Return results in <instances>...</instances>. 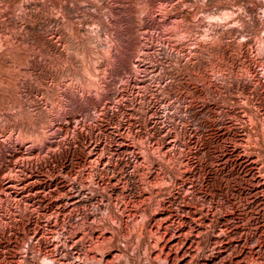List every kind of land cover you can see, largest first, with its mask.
<instances>
[{
	"label": "rangeland",
	"instance_id": "1",
	"mask_svg": "<svg viewBox=\"0 0 264 264\" xmlns=\"http://www.w3.org/2000/svg\"><path fill=\"white\" fill-rule=\"evenodd\" d=\"M262 67L264 0H0V264H45L38 239L91 148L106 150L96 178L122 169L137 194L129 151L102 170L121 132L151 136L140 159L154 172L175 178L189 159L186 198L214 216L209 237L221 219L230 249L249 243L264 258ZM188 185L175 192V212ZM87 203L85 216L95 209ZM64 217L73 230L79 216ZM134 224L126 257L165 264L149 256L155 235ZM206 242L199 259L211 251Z\"/></svg>",
	"mask_w": 264,
	"mask_h": 264
},
{
	"label": "bare ground",
	"instance_id": "2",
	"mask_svg": "<svg viewBox=\"0 0 264 264\" xmlns=\"http://www.w3.org/2000/svg\"><path fill=\"white\" fill-rule=\"evenodd\" d=\"M261 72L264 76V67H262ZM249 120L251 121L253 119L250 117ZM158 139H154L158 146L166 144V143L164 144V142ZM113 140L116 141V147L113 148L111 152L109 151V153L107 154L108 162L106 163L108 164L106 166L103 165L102 170L108 169L107 166L109 164L111 165L112 160L110 159V157L112 156L110 155L112 154L119 155L125 151H129L132 155L134 162L133 166L135 169L132 173L138 172L140 174L138 182L136 183L138 189L137 194L130 196V191H129L130 187L128 184V179L126 178V175L122 172L123 171L122 169H120V171L115 170L116 172L113 170L112 174L104 172L105 170L101 171L100 172L101 177L97 179L92 169L94 166L99 168L97 163L99 162L98 164L101 165L100 161L102 160L103 157H105L106 150L104 148L95 150L97 149L96 146L91 148L88 151V153L85 154L91 157L93 154H96V156H94L95 158L93 157L94 159H91V157H89L90 164L86 165V167L85 166L81 167V168L84 167L87 168V166H89L87 175H84L83 170L80 168L77 174L75 173L76 171H74V173L72 172L74 175H71L73 176L71 178L72 179L71 181L61 185V187L64 190L61 191L60 197L59 196L57 197L61 198L63 202L58 203V205L56 206L57 207L56 211L53 212L55 214L51 213L52 215H54V218L52 220V222L53 221L54 222L49 224L47 223L46 225L44 224L45 227L40 235V238L38 239L39 245L37 251L41 255H43L42 258L45 264H47L50 261H52L53 264H135L136 262H132L129 260L128 257H126L125 250H127L126 252H128L127 249L128 245L127 243H125V241L123 243V238L127 237V235L129 234V230H130L129 227L130 224L132 223L133 224L141 223L143 226H145L148 229L150 238H153V234L155 235L154 236L155 238L152 239L153 242L151 241L150 238H149L150 240L148 239L150 241L148 243H151L148 244V246L149 248L151 247V250L153 252V254L149 253L150 254L149 256L154 260L156 259L157 262H159L157 259L161 258L165 264H213V262H210V260L215 261V259L220 258L221 259V260L219 259L220 264H264V258H262V253L258 249H256L255 246H251V244L249 245V243H245V244H240V246L235 245L233 249H230V246L226 245V243H228L231 238L225 240V238L222 237L223 235L226 234L229 235V232L227 231L228 227H226L227 222H225L226 223L225 224L224 222L221 221V219L216 220L215 218V220L218 221L215 224L217 227V230H215L216 234L214 235L213 233L212 235H214V237H209V229L212 228L213 226L212 221H214L213 220L214 216L212 217L210 215V212H208L209 208L206 210L204 208L205 206L203 207L202 202H200L202 203V205L200 206L197 203L198 201L196 200L190 201L187 200L186 198V194L193 190L192 185L194 182L192 179H190L191 176L188 174L190 171H192V166L194 167L193 163L189 159L183 161L185 162L183 165L184 167L180 168V172L176 175L177 177L174 178L173 176H175V174L173 173L174 175L172 176V174L168 173L169 171L162 173L161 172L162 170L161 171L159 170L154 172L153 169L151 168L152 165L148 167L146 166V168L144 167L143 159L141 160L140 156L146 158L147 150L143 151L145 147L142 146V144L146 143L147 141L152 142L151 136L142 135L140 133L134 134L131 132L130 133L121 132L120 135H117ZM176 140H177L176 135L170 137V139L167 141V145L172 144L173 146L177 144ZM96 141L98 142V140ZM135 148H137L138 150H136ZM164 154H165L164 157L168 155V153L166 152H164ZM94 162L97 163L95 164ZM80 165H82V163ZM159 165L162 164L159 163ZM168 167L169 166H167V168ZM174 169L175 168H173V171H176ZM181 182L183 186L184 185L186 186V182H190V185H188L186 188L183 187L185 188V191L183 190L185 194L182 195L183 196L181 200L182 202L176 206L179 209V211L176 210L177 212H175L173 210L174 207H172V204L173 201H175L174 200L175 197H177V194L175 192L176 191L182 192L181 190L182 186H180ZM91 185L96 186L97 189L93 188ZM15 187L17 186L15 185ZM175 188L176 190L173 191ZM165 190L168 193L167 195L163 194ZM201 190H199V192ZM104 192L108 193L109 195L108 199L103 198ZM195 194L196 193H194V195ZM97 195H100L101 197L99 198ZM95 197L96 199L93 200V198ZM179 198H181V196ZM87 201L91 205H93L95 209L89 210L90 213L86 214L85 216L82 209L88 208ZM101 204H103V206H101ZM206 204L207 203H205V205ZM216 207L218 208L219 206ZM36 211L37 210H35V212ZM221 211H223V209ZM73 215L75 217L77 216L79 217H77L76 223H70L72 224L74 229L69 230L67 229L66 226L67 223L65 224L66 220L64 216H67L66 218H68V216L70 217ZM47 217H49V215L46 216V218ZM224 217L225 218L227 217L225 212H224ZM61 218L62 221H60ZM36 222L38 223L39 219H37ZM35 227H36L35 232H37L38 226ZM205 236L208 237L206 239L207 240L206 245L207 247L210 248L211 251L209 250L210 252L206 253V256H204L205 258L203 257L204 259H199L200 255L203 254L202 253L204 247L203 242L206 241V240L204 241L203 239H205L204 238ZM229 236L231 237V234ZM240 243L242 242L240 241ZM237 244H239V242ZM261 244L262 241H258L257 246L258 247L262 246ZM254 245H256V243ZM148 246L145 250L146 252H148L147 251ZM246 247L248 249H246ZM132 251L134 250L132 249ZM226 251H228L227 254H224V252ZM160 262L162 263V261ZM141 263L143 262L136 264H141Z\"/></svg>",
	"mask_w": 264,
	"mask_h": 264
}]
</instances>
